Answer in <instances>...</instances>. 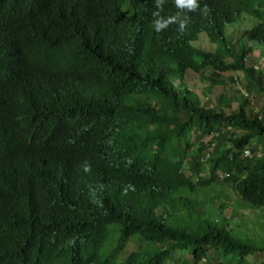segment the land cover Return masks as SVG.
<instances>
[{"label": "trees", "instance_id": "1", "mask_svg": "<svg viewBox=\"0 0 264 264\" xmlns=\"http://www.w3.org/2000/svg\"><path fill=\"white\" fill-rule=\"evenodd\" d=\"M254 57L264 0H0V264H264Z\"/></svg>", "mask_w": 264, "mask_h": 264}, {"label": "rangeland", "instance_id": "2", "mask_svg": "<svg viewBox=\"0 0 264 264\" xmlns=\"http://www.w3.org/2000/svg\"><path fill=\"white\" fill-rule=\"evenodd\" d=\"M243 17V16H242ZM241 17V18H242ZM249 20H245V23H237V29H238V34L242 33L243 31L247 30L250 26H254L256 25L259 20L257 18H248ZM248 23V24H246ZM202 34V33H201ZM246 40V39H245ZM252 43H248V45H250L253 49L254 54L256 55L258 53L259 47L257 45H254L253 43H255L254 41H251ZM198 46L202 47V48H207V49H214L215 46L213 44H211L208 39L206 37H204L203 35L200 36L198 43ZM254 61H259V63H254V70L257 71L259 68H261L264 64V58L263 59H259L254 57L253 58ZM232 75V73L230 72H225L224 73V78L221 80V84L219 85H213V86H205L204 83H202V80L199 78V75L197 73H193V72H189L188 76H187V85L190 89H194L195 92L197 94H199L200 98L205 101L207 98L209 99L208 101H210V103H215V96L220 93V92H230L232 89V85L231 82L229 81L228 77H230ZM238 76V82L240 83V88L237 85H233V92L235 91V89L239 90L241 93L243 94H247V98L249 99V101L251 102L252 106L254 107H259L261 105L264 104V96L260 95L257 93V90H250L247 91L244 89V86L247 82V78L246 76H244V74H237ZM205 86V87H203ZM235 88V89H234ZM208 139V137L204 138L203 141H206ZM226 189L229 191V195L232 198V201H229V205L227 207V209L224 211V214L226 217L231 216V214L233 213L235 206H234V202L237 199V196L234 195V193L232 192L231 188H230V184H226L225 185ZM246 215L248 216L249 220H253L257 215H260L263 217L264 220V211H260V212H253V213H248L247 211H245Z\"/></svg>", "mask_w": 264, "mask_h": 264}, {"label": "clouds", "instance_id": "3", "mask_svg": "<svg viewBox=\"0 0 264 264\" xmlns=\"http://www.w3.org/2000/svg\"><path fill=\"white\" fill-rule=\"evenodd\" d=\"M176 4L180 7H186L189 10H194L197 7V0H176ZM155 15V14H154ZM169 20H165L164 22L155 21V31L159 32L160 28L164 27ZM182 30V26H181ZM89 169L85 168L84 171L87 172Z\"/></svg>", "mask_w": 264, "mask_h": 264}, {"label": "built area", "instance_id": "4", "mask_svg": "<svg viewBox=\"0 0 264 264\" xmlns=\"http://www.w3.org/2000/svg\"><path fill=\"white\" fill-rule=\"evenodd\" d=\"M247 153V152H246Z\"/></svg>", "mask_w": 264, "mask_h": 264}]
</instances>
